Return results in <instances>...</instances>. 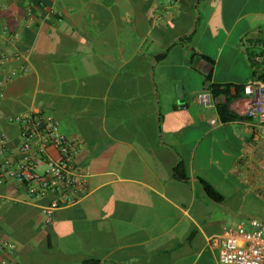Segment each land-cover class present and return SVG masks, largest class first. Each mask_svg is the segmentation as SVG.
Here are the masks:
<instances>
[{
  "label": "crops",
  "instance_id": "crops-1",
  "mask_svg": "<svg viewBox=\"0 0 264 264\" xmlns=\"http://www.w3.org/2000/svg\"><path fill=\"white\" fill-rule=\"evenodd\" d=\"M263 29L264 0H0V52L16 57L0 67L5 154L9 117L50 115L86 177L50 222V195L0 184V241L15 245L0 264H216L225 228L264 219V156L243 124ZM211 85L242 120L209 123L196 97Z\"/></svg>",
  "mask_w": 264,
  "mask_h": 264
},
{
  "label": "built area",
  "instance_id": "built-area-1",
  "mask_svg": "<svg viewBox=\"0 0 264 264\" xmlns=\"http://www.w3.org/2000/svg\"><path fill=\"white\" fill-rule=\"evenodd\" d=\"M168 1L176 3L177 0ZM260 32L261 37L250 43L247 53L251 90L243 124L249 141L257 142L264 156V29ZM13 58L16 57L0 52V67ZM17 74L16 70H11L7 80ZM2 97L0 90V99ZM196 99L215 111L216 116L209 121L211 125L226 123L217 111V105L225 101L223 95L215 99L207 88L198 93ZM8 121L18 126V140L13 146L15 157L5 154L8 138L0 132V184L14 181L35 199L50 195L49 203L43 208L46 222H50L55 210L74 202L79 192L85 193L86 177L75 160L79 146L60 131L50 115L28 111L9 117ZM50 148L55 150V158L48 154ZM217 238L220 247L216 264H264V219L251 218L247 224L229 226ZM210 240L214 241L215 237ZM14 251L13 243L0 241V253L12 255Z\"/></svg>",
  "mask_w": 264,
  "mask_h": 264
},
{
  "label": "trees",
  "instance_id": "trees-1",
  "mask_svg": "<svg viewBox=\"0 0 264 264\" xmlns=\"http://www.w3.org/2000/svg\"><path fill=\"white\" fill-rule=\"evenodd\" d=\"M213 95V97L215 99H218V97L220 95H223L225 98V101L223 103H220L217 105V111L218 114L220 116V118L224 121V122H230V121H234V120H242L244 117L237 115L236 113H234L233 111H231L228 107V104L230 103V101L234 98L233 96L230 95V89L229 86H224L221 87L219 85H211L208 87ZM237 90H239L237 88ZM175 175L177 179H184L185 178V173L183 170V166H179V168H177L175 170ZM201 185L203 187V190L205 192V194L214 202H220L222 200V196L219 194V192L213 187L211 186L209 183L200 180ZM83 264H95V261H84Z\"/></svg>",
  "mask_w": 264,
  "mask_h": 264
}]
</instances>
